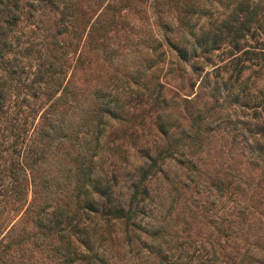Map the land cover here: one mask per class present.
Wrapping results in <instances>:
<instances>
[{
    "label": "rangeland",
    "instance_id": "374dc122",
    "mask_svg": "<svg viewBox=\"0 0 264 264\" xmlns=\"http://www.w3.org/2000/svg\"><path fill=\"white\" fill-rule=\"evenodd\" d=\"M202 33L264 0H0V264H264V60Z\"/></svg>",
    "mask_w": 264,
    "mask_h": 264
},
{
    "label": "trees",
    "instance_id": "16d2710c",
    "mask_svg": "<svg viewBox=\"0 0 264 264\" xmlns=\"http://www.w3.org/2000/svg\"><path fill=\"white\" fill-rule=\"evenodd\" d=\"M227 39L229 40V44H231L230 48H228L227 50V53L232 56L230 59L229 67L232 71L236 72V76L240 75L243 72L244 68L248 63L256 62L258 64L260 61L264 60V51H262L261 49L254 48L252 50L245 49L242 51L240 39H237V36H223L221 35V33H202L196 40V46L194 47L192 54L196 56L197 48H201L202 51L206 52V54H211L210 52H213L214 49H218L223 42H227ZM177 51L179 57L182 60H189L190 56L187 49L179 48ZM258 134H260V138H264V129H260V133ZM259 143V139L255 138L254 144H258L256 150L257 152H260L259 155L261 156V153L264 152V147L262 143ZM145 172H147V169H145ZM119 210L121 209H118V211Z\"/></svg>",
    "mask_w": 264,
    "mask_h": 264
}]
</instances>
